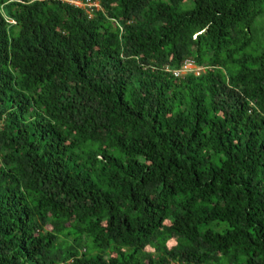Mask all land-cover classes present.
<instances>
[{
  "label": "trees",
  "instance_id": "trees-1",
  "mask_svg": "<svg viewBox=\"0 0 264 264\" xmlns=\"http://www.w3.org/2000/svg\"><path fill=\"white\" fill-rule=\"evenodd\" d=\"M98 1L0 0V264H264V0Z\"/></svg>",
  "mask_w": 264,
  "mask_h": 264
},
{
  "label": "built area",
  "instance_id": "built-area-1",
  "mask_svg": "<svg viewBox=\"0 0 264 264\" xmlns=\"http://www.w3.org/2000/svg\"><path fill=\"white\" fill-rule=\"evenodd\" d=\"M64 3L72 5L76 8L86 10L89 18L94 16L95 10L99 11L101 8L100 2L98 0H60ZM210 70L208 67H200L198 66L194 60L188 59L186 60L180 70L173 71V75L176 78H182L189 74H194L196 76H200L205 71ZM169 71V69H167Z\"/></svg>",
  "mask_w": 264,
  "mask_h": 264
},
{
  "label": "rangeland",
  "instance_id": "rangeland-1",
  "mask_svg": "<svg viewBox=\"0 0 264 264\" xmlns=\"http://www.w3.org/2000/svg\"><path fill=\"white\" fill-rule=\"evenodd\" d=\"M191 8V4L188 6L184 5L182 10ZM264 53V6H263V16L259 17L256 23L252 28V43L250 47H248L244 52L240 54V56L247 55L252 57H258ZM247 66H252V63L249 62ZM234 71L239 70V65H234L230 67ZM170 245H173L171 243ZM148 251L152 252L153 250L148 248Z\"/></svg>",
  "mask_w": 264,
  "mask_h": 264
},
{
  "label": "clouds",
  "instance_id": "clouds-1",
  "mask_svg": "<svg viewBox=\"0 0 264 264\" xmlns=\"http://www.w3.org/2000/svg\"><path fill=\"white\" fill-rule=\"evenodd\" d=\"M41 1H43V0H41ZM58 1H60V0H58ZM62 2V1H61ZM64 3V2H63ZM72 6V5H71ZM80 9V8H79ZM82 10H84V9H82ZM14 23V22H13Z\"/></svg>",
  "mask_w": 264,
  "mask_h": 264
}]
</instances>
